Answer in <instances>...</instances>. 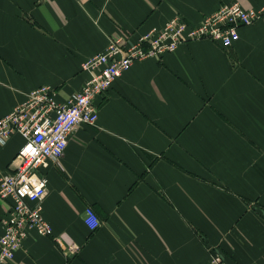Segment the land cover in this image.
I'll return each mask as SVG.
<instances>
[{
  "label": "crops",
  "instance_id": "1",
  "mask_svg": "<svg viewBox=\"0 0 264 264\" xmlns=\"http://www.w3.org/2000/svg\"><path fill=\"white\" fill-rule=\"evenodd\" d=\"M233 1L264 6L0 0V117L43 84L65 103L87 78L82 62L111 38L133 41L176 13L196 24ZM94 101L96 122L78 124L40 169L51 233L30 231L5 264H209L212 252L264 264V19L228 48L195 39L137 60ZM23 141L0 142V175Z\"/></svg>",
  "mask_w": 264,
  "mask_h": 264
},
{
  "label": "built area",
  "instance_id": "2",
  "mask_svg": "<svg viewBox=\"0 0 264 264\" xmlns=\"http://www.w3.org/2000/svg\"><path fill=\"white\" fill-rule=\"evenodd\" d=\"M257 19H264V6L246 8L237 1L219 4L196 24L176 13L133 41L111 38L103 50L87 57L81 64L87 78L65 103H58L53 88L43 84L30 89L22 102L2 115L0 142L5 143L13 133L20 134L24 141L11 161L12 167L0 175V199L8 203L1 218L0 264L14 257L30 231L51 233V225L42 212L47 177L40 169L50 160L57 163L78 124L96 122V96L105 93L137 60L159 58L180 43L195 39H209L228 48L238 39L239 28ZM86 214L91 218V228H96L99 221L90 207ZM209 264L227 261L220 253L212 252Z\"/></svg>",
  "mask_w": 264,
  "mask_h": 264
}]
</instances>
